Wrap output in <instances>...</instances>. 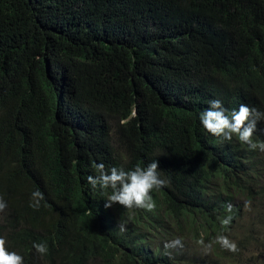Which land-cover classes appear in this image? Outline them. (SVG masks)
<instances>
[{"label":"trees","instance_id":"obj_1","mask_svg":"<svg viewBox=\"0 0 264 264\" xmlns=\"http://www.w3.org/2000/svg\"><path fill=\"white\" fill-rule=\"evenodd\" d=\"M214 99L228 115L242 103L264 111V0H0L9 251L24 264H210L165 247L179 237L227 259L217 237L237 229V199L264 190V152L203 128ZM253 141L264 142V120ZM153 160L166 181L154 211L105 208L87 183L99 163Z\"/></svg>","mask_w":264,"mask_h":264},{"label":"clouds","instance_id":"obj_2","mask_svg":"<svg viewBox=\"0 0 264 264\" xmlns=\"http://www.w3.org/2000/svg\"><path fill=\"white\" fill-rule=\"evenodd\" d=\"M227 113L228 109L224 107L223 102L214 99L210 101L209 108L200 114L199 119L203 128L213 136L222 137L226 141H231L235 136L241 143L247 144L251 150L259 149L264 152V142L253 141L257 122L264 120V111L242 103L238 110H233L230 115ZM95 169L97 174L89 175L87 183L91 185L92 189H99L106 194L105 208H110L113 204L118 203L126 209L155 210L156 204L152 192L166 184L158 171L160 168L157 160H153L146 166L137 165L132 169L115 166L109 169L105 164L99 163L95 165ZM109 189H111L110 194L108 193ZM32 195L35 202L30 206L38 210L44 195L39 190ZM6 207L7 202L0 196V212ZM227 209L231 212L232 206L228 205ZM231 220L232 217L228 216L222 223L227 225ZM119 227L121 231L125 230L123 223L119 224ZM217 242L228 251H239L236 243L230 241L227 236H218ZM176 246L183 247L180 239L165 244L166 248ZM33 247L41 255L48 252L46 244L36 243ZM0 264H24V257L15 251H9L7 241L2 236H0Z\"/></svg>","mask_w":264,"mask_h":264},{"label":"rangeland","instance_id":"obj_3","mask_svg":"<svg viewBox=\"0 0 264 264\" xmlns=\"http://www.w3.org/2000/svg\"><path fill=\"white\" fill-rule=\"evenodd\" d=\"M259 184L264 187V177ZM237 202L242 206V215L236 224L237 229L227 237L236 243L238 252L229 251L227 259H223L221 254L211 253V245L179 237L177 239L182 241L183 247L176 246V249L197 250L203 258L212 257L210 264H264V190L261 189V193L252 199L238 198Z\"/></svg>","mask_w":264,"mask_h":264}]
</instances>
